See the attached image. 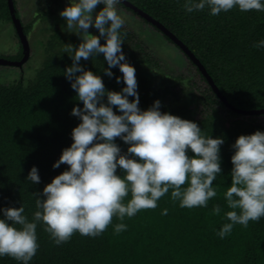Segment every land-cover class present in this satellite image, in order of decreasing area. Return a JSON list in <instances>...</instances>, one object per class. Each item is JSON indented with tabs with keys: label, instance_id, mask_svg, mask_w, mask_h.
I'll use <instances>...</instances> for the list:
<instances>
[{
	"label": "trees",
	"instance_id": "1",
	"mask_svg": "<svg viewBox=\"0 0 264 264\" xmlns=\"http://www.w3.org/2000/svg\"><path fill=\"white\" fill-rule=\"evenodd\" d=\"M59 1L34 0L32 18L23 22L13 0L14 14L21 21L28 43L36 26L50 33L45 39L37 40L43 53L33 77L0 83V207L22 204L30 220L38 210L33 194H39L45 184L67 167L62 163L53 168L52 164L61 150L70 145L71 129L80 122L70 114L71 108L74 105L82 107L63 75L65 67L72 63L73 50L68 44L75 47L80 37L70 32L62 33L57 28L52 31L46 28L55 12L53 5ZM125 1L181 41L234 108H264V48L253 47L254 42L264 39V12H241L233 8L212 16L207 8L186 13L183 0ZM119 6L178 49L198 76L194 81L183 75H170L152 57L153 53L147 52L140 35L124 23L122 50L136 70L139 107L147 109L158 99L161 112L196 122L206 136L224 138L220 146L221 174L213 181L217 196L210 198L207 207L186 208L170 198L169 190L158 200L156 208L141 209L132 217L125 216L123 221L113 216L100 235L92 237L74 232L60 245L53 243L45 225L38 222L39 247L29 264H264V217L249 221L247 227L234 225L224 238L216 234L227 222L224 212L230 210L223 199V192L231 182L233 149L230 145L238 135L264 131V123L259 120L264 113L244 114L229 108L213 92L191 58L166 33L130 6L123 2ZM4 24L13 25L7 0H0V29ZM13 30L18 50L0 57L19 60L22 46L14 26ZM88 32L98 35L91 26ZM100 43H104L102 38ZM79 63L100 75L107 90L119 91L124 86L122 80L116 81V77L122 76L118 67L111 68L112 77L105 75L103 68L108 65L102 54L89 60L82 58ZM113 110L119 114L115 106ZM115 142L122 152L126 151L123 141L116 138ZM33 165L38 168L39 183H31L26 178ZM119 171L118 168L117 173ZM216 204L222 209L219 215L211 213ZM163 209H167L166 214H162ZM121 222L127 227L116 233L114 226ZM0 264L21 262L5 255L0 257Z\"/></svg>",
	"mask_w": 264,
	"mask_h": 264
},
{
	"label": "clouds",
	"instance_id": "2",
	"mask_svg": "<svg viewBox=\"0 0 264 264\" xmlns=\"http://www.w3.org/2000/svg\"><path fill=\"white\" fill-rule=\"evenodd\" d=\"M120 3L67 0L58 13L66 31L80 37L75 47L68 44L73 50L72 63L63 71L82 102V107L74 105L70 110L80 122L71 129L72 142L52 164L53 168L62 163L67 167L39 194H33L38 210L32 219L25 215L22 204L0 207V257L7 255L29 264L39 247L38 222L45 225L53 243L60 245L74 232L100 235L113 216L123 221L141 209L156 208L169 190L170 198L186 208L207 207L210 198L217 196L213 181L221 174L224 138L206 136L196 122L161 112L158 99L147 109L139 107L136 70L122 50L125 20L117 9ZM98 4L102 7L95 10ZM182 7L186 13L207 8L212 16L233 8L264 12V0H183ZM90 26L98 35L88 32ZM101 38L104 43H100ZM253 47L264 48V39L254 42ZM98 54L108 65L103 68L105 75L113 76L112 67L122 73L116 77L117 83L122 80L124 85L119 91L107 90L100 75L79 63ZM116 138L127 145L126 151L122 152ZM230 147L231 182L223 192L230 210L224 212L227 222L216 233L220 238L230 234L236 224L247 227L249 221L264 217V131L238 135ZM26 178L31 183L40 182L35 165ZM221 211L219 204L211 209L213 215ZM166 213L163 209L162 214ZM126 227L121 222L114 231L119 233Z\"/></svg>",
	"mask_w": 264,
	"mask_h": 264
},
{
	"label": "rangeland",
	"instance_id": "3",
	"mask_svg": "<svg viewBox=\"0 0 264 264\" xmlns=\"http://www.w3.org/2000/svg\"><path fill=\"white\" fill-rule=\"evenodd\" d=\"M16 7L21 21L28 22L32 18V9L34 7V0H15ZM67 4V0H60L57 4H54L55 12L46 23L48 30L57 28L60 32H67L64 25V19L58 14ZM102 5L98 4L95 10H99ZM118 12L122 15L125 20V24H128L129 28L135 33L139 34L141 39L144 41V47L151 52L152 57L157 59L162 66L165 67V71L169 72L170 75H183L190 77L191 80L197 81L198 76L196 75L193 67L188 63L187 59L183 54L176 49L173 45L166 42L163 37L154 31L150 26L144 24L137 16L124 8L117 5ZM41 24H39L40 26ZM0 29V55H11L16 53L18 50V44L14 38V30L12 24L1 25ZM38 26L34 27V32L30 34L31 44L29 46V55L24 61L21 67L9 66L0 64V83H8L16 78L33 77L36 68L40 65L41 61V46L38 43V39L42 40L48 36L50 31H43L37 29ZM47 32V33H46ZM71 33V32H70ZM264 123V116L259 118Z\"/></svg>",
	"mask_w": 264,
	"mask_h": 264
},
{
	"label": "water",
	"instance_id": "4",
	"mask_svg": "<svg viewBox=\"0 0 264 264\" xmlns=\"http://www.w3.org/2000/svg\"><path fill=\"white\" fill-rule=\"evenodd\" d=\"M121 2H123L125 5L130 6L131 8H133L135 11H137L140 15H142L143 17H145L147 20L151 21L154 25H156L158 28H160L164 33H166L169 38L183 51L185 52L186 55H188L191 60L196 64V66L198 67V69L200 70V72L203 74V76L206 78L207 82L209 83V85L211 86L213 92L223 101V103H225L229 108L240 112V113H244V114H259V113H264V108L263 109H252V110H242V109H237L234 108L230 103H228L225 99V97L219 92L218 88L216 87V85L213 83L211 77L208 75V73L206 72L205 68L202 66V64L193 56V54L187 49L186 46H184V44L179 41L172 33H170L164 26H162L160 23H158L156 20L152 19L151 17H149L147 14H145L144 12L138 10L137 8H135L134 6H132L130 3H128L125 0H121ZM7 5H8V9L9 12L11 14V20L13 23V26L15 28V31L19 37L21 46H22V57L19 60H8L5 58L0 57V64L1 65H9V66H18L21 67L22 64L24 63V61L27 59L28 55H29V46H28V41L26 39V36L23 33L22 30V24L21 21L18 17L15 16L14 11V4H13V0H7Z\"/></svg>",
	"mask_w": 264,
	"mask_h": 264
},
{
	"label": "flooded vegetation",
	"instance_id": "5",
	"mask_svg": "<svg viewBox=\"0 0 264 264\" xmlns=\"http://www.w3.org/2000/svg\"><path fill=\"white\" fill-rule=\"evenodd\" d=\"M21 52H22V50H21Z\"/></svg>",
	"mask_w": 264,
	"mask_h": 264
}]
</instances>
